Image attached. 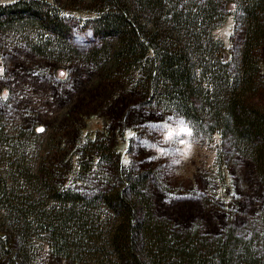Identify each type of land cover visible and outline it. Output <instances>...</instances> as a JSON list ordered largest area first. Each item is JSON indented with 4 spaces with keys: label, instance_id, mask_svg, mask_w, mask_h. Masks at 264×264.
Wrapping results in <instances>:
<instances>
[{
    "label": "trees",
    "instance_id": "trees-1",
    "mask_svg": "<svg viewBox=\"0 0 264 264\" xmlns=\"http://www.w3.org/2000/svg\"><path fill=\"white\" fill-rule=\"evenodd\" d=\"M80 3H0V31L36 28L29 50L69 62L73 20L62 11ZM84 6L94 16L83 27L99 42L89 62L101 70L109 65L108 80L128 77L145 108L180 119L196 136L217 132L234 154L253 161L264 185V111L251 102L264 90L258 86L264 0H88ZM228 13L242 33L241 51L231 59L223 56L224 45L214 35ZM10 133L0 119L5 173L0 171V258L8 257L10 264H30L38 240L47 243L50 255L73 264H264V204L258 222L245 230L230 226L204 235L157 218L145 188L148 174L126 173L106 139L96 136L78 151L92 162L96 158L95 166L108 168L124 187L89 194L62 187L66 179L58 174L57 151L44 150L38 165L29 132ZM92 162L82 164V173ZM138 206L142 216L136 219Z\"/></svg>",
    "mask_w": 264,
    "mask_h": 264
},
{
    "label": "rangeland",
    "instance_id": "rangeland-1",
    "mask_svg": "<svg viewBox=\"0 0 264 264\" xmlns=\"http://www.w3.org/2000/svg\"><path fill=\"white\" fill-rule=\"evenodd\" d=\"M81 1L62 11L73 20L68 37L71 52L67 51L73 58L69 62L29 50L28 38L37 36L36 28H28L29 33L0 31V119L8 133L20 129L29 132L31 153L38 165L43 163L44 150L57 151L62 157L58 174L66 179L62 187L72 185L89 194L124 187L108 168L95 166L96 158L92 162L80 155L82 144L97 136L107 140L113 160L126 173L148 174L145 188L157 218L183 228H198L204 235H216L230 226L242 231L257 223L264 204V185L253 161L234 154L217 132L200 138L180 119L145 108L128 77L108 80L107 73L113 72L109 65L101 70L87 60L99 42L90 28L83 27L94 13L84 6L88 0ZM48 2L60 6L68 0ZM227 9L229 12L232 7ZM214 35L224 45L223 56L236 58L242 33L236 30L232 13L214 29ZM259 65L258 86L264 89V59ZM251 102L264 111V90ZM181 128L186 131L180 132ZM85 162L93 166L82 173ZM2 168L0 165V171ZM140 208H136V219L142 216ZM114 221L117 224L120 220ZM135 239L140 248L141 240L138 236ZM35 246L38 251L30 264H73L50 255L43 240ZM7 258H0V264H10Z\"/></svg>",
    "mask_w": 264,
    "mask_h": 264
},
{
    "label": "snow or ice",
    "instance_id": "snow-or-ice-1",
    "mask_svg": "<svg viewBox=\"0 0 264 264\" xmlns=\"http://www.w3.org/2000/svg\"><path fill=\"white\" fill-rule=\"evenodd\" d=\"M63 75V74H62ZM181 123H183V122H181ZM39 131H43V129H39ZM186 131V129H184V128H181L180 129V132H185ZM177 135L179 134V133H176ZM190 134V133H189ZM171 135H172V133H169V138L171 137Z\"/></svg>",
    "mask_w": 264,
    "mask_h": 264
}]
</instances>
